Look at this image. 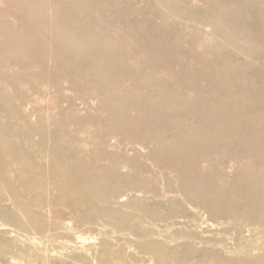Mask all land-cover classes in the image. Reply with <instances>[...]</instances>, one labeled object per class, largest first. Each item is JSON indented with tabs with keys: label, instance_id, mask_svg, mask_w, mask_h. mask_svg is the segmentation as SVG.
Listing matches in <instances>:
<instances>
[{
	"label": "bare ground",
	"instance_id": "bare-ground-1",
	"mask_svg": "<svg viewBox=\"0 0 264 264\" xmlns=\"http://www.w3.org/2000/svg\"><path fill=\"white\" fill-rule=\"evenodd\" d=\"M17 1L0 7V108L10 107L0 109V226L8 225L0 232L7 240L0 241V257L8 258L16 243L9 232L25 236L32 228L75 248L68 253L77 264H264V10L256 0H213L214 12L203 13L186 0H157L150 9L168 18L142 17L135 27L124 20L113 39L106 22L82 19L92 0ZM46 6L48 26L37 22ZM176 18L210 23L226 52L218 54L217 43L207 56L196 54L197 35L187 40ZM47 27L52 34L43 38ZM235 36L254 41L248 50L263 59L232 62L228 42ZM125 50L133 53L134 68L122 60ZM59 68L51 83L62 89L61 80L78 79L81 88L70 89L86 117L67 100L69 117L48 118L55 132L22 127L26 100L16 98ZM89 143L87 157H79ZM64 144L71 151L60 152ZM42 155L50 162L42 163ZM231 160L235 167L224 174L219 164ZM128 192L133 195L122 201ZM92 221L100 229L88 231L97 239L86 245L90 239L77 227Z\"/></svg>",
	"mask_w": 264,
	"mask_h": 264
},
{
	"label": "rangeland",
	"instance_id": "rangeland-1",
	"mask_svg": "<svg viewBox=\"0 0 264 264\" xmlns=\"http://www.w3.org/2000/svg\"><path fill=\"white\" fill-rule=\"evenodd\" d=\"M60 1H62V2L71 1L72 2L74 0H60ZM104 1H107V3L108 2L111 3V4L108 3L109 5H108V7L105 10L102 9V7H101V5H103L102 3ZM104 1H102V0H92V2L90 4V7H91L90 11H87V14H84L82 16V19L84 20V22H86L88 24H91V23L93 24L95 22V20H97L100 23H105L106 22L105 26L106 27L108 26V27L111 28V30L108 31L106 36H107V38H111V39L117 37L116 36L118 34L117 28H119V24H122L121 22L124 21V20L127 21V22L126 21H124V22H126L129 27L130 26L135 27L136 24L138 23V20L142 19V17L150 18V19H154L155 18V20H159L160 17H162V18H168L169 17L168 13L167 12H163L161 9H159L158 12L156 10L150 9L151 5H157V3H158L157 0H136V1H134V0H129V1L125 0L124 1V0H122V3H121V0L120 1L118 0L120 2L121 6H122V10L124 9L123 12H121V14H116L115 13L118 9H121V6L118 4L119 3L118 1H116V0H104ZM17 2H18L17 0H0V7L1 6H5V5L9 6V4L11 6H15L17 4ZM186 2H187V4L189 3L190 7L194 8L195 10L197 9L196 11L197 12L199 11L198 13H203V12H205L207 10L210 11V12H214V9H215V3H214L213 0H186ZM255 4L259 7V9L264 10V0H256ZM57 7H56V9L59 10ZM157 9H158V7H157ZM127 10H128V12H127ZM130 10H132V11H130ZM50 11H52V8H49V6H46V13L48 12L46 14V17H43V18L41 17L38 20L36 19L37 22H39V20L41 21V23H42V21H43V23L44 22L46 23V21L49 22L50 20H48V19H51L50 17H52L50 15V13H49ZM147 11L149 12V16L147 14L148 13ZM145 12H147V13H145ZM155 13H157V14H155ZM151 17H153V18H151ZM57 18L58 17L56 16V20H57ZM43 19H45V20H43ZM176 19L179 20V21L182 20L180 23H183L182 29H183L184 33L186 34L185 38L187 40H189L191 38L190 37L191 34L192 35H197L196 36V41L193 44V47H191L196 54H204V55L207 56L209 54L206 51V50H208L207 47L210 48L212 45L217 44V43H218V54H219L220 50H222V52H226L224 49L221 48L222 46L219 45V44H221L220 35L215 33L214 28L207 21H205V20L204 21L203 20H198V21L187 20V21H185V20H183L181 18H179V19L176 18ZM56 20H55V22H56ZM48 22H47V24H49ZM130 22L133 25H130L131 24ZM45 23L43 25H47ZM41 34H42L43 38L49 37L52 34V30L50 29V27L44 28V30H42ZM130 35H133V33L130 34ZM254 45H255V42L250 40V39H247V37H246V39L239 38V41H237V37L235 36L233 42H228V49L232 53L231 61L235 62L237 59H239V61H241L242 63H254V62L258 63V62H260L263 59L261 57L262 55L260 53L252 55V54H250V52L248 50L249 48L253 47ZM130 52L131 51H129V50L123 51L121 57H122V60L127 64V68H134V61L132 60V57H131V55L133 53L132 52L130 53ZM248 60H250L252 62H250V61L248 62ZM253 60H256V61H253ZM239 61H236L235 63H239ZM241 62H240V64H241ZM45 65L48 66L51 69L52 68L51 60L47 59L46 62H45ZM177 69H179V68H177ZM56 70H58V71L60 70L61 71L63 69L59 68V69L50 70L52 73H54V75L53 74L51 75V73L49 75H45L41 81H36L38 84H36V82H31L29 84L30 88L28 87V89L27 88L24 89V91L27 89V92L29 91V93L24 92V96L23 97H17L16 98L17 99V102H16L17 104L22 103V101L24 100L23 98H25V100H26L25 101L26 103H24V106H23L24 110L22 109V114L20 115V119L18 120V122H20L22 124V127L27 125L26 128L29 129L31 126H37V127H41L42 131L51 132L53 130L55 132L56 131V124H54L51 121H49L48 118L49 117L50 118L55 117V118H58V120H59L61 118L62 119H66L65 117H69L67 115V110H66V107L68 105L65 106L66 103H67V100L71 101V104H69V106H73L74 105V107H76V108L80 107L81 110L80 109L78 110V109L74 108L76 110L75 113H77L76 115H78L80 117H86V113H85V110H84L85 109L84 108L85 105L83 104V102L79 98L76 97V92L74 94L73 90H71V89L75 88L74 86H76L78 90L81 88V85L79 86V80L78 79H71V80L69 79L67 81L61 80L62 89L56 88V83L52 84L53 82H55L58 79L57 76L60 74V72H56ZM236 72H238V71L236 70ZM47 83H49V84H47ZM72 85H74V86H72ZM88 87L90 88V86H88ZM29 89H31L32 92H30L31 90H29ZM37 89L39 90V92L36 91ZM34 91L36 93H33ZM95 95H96L95 93H92L90 95V97L88 98L90 103H93L94 105L96 104L95 103L96 101H95V98H94ZM68 96L70 97V99H67ZM39 97H41V98L39 99ZM43 97H45V98L43 99ZM21 98H22V100H21ZM52 98H53V100H52ZM16 99L14 98V101H16ZM43 100H44V102H43ZM54 101L55 102L57 101V104ZM53 104H54V106H53ZM81 107L84 108V109L82 110ZM8 108H10V107H7L6 105H3L2 108H0V109H1V111H6V110H8ZM77 110H78V112H77ZM80 111H82V112H80ZM92 111L94 113L95 112L97 113V111L95 109V106L92 109ZM129 113L130 114H134L135 111L134 110H130ZM1 117H4V116H1ZM70 125H72V126H70ZM76 125L77 124H75V126ZM65 126H66V128L68 130H72L74 124H70L69 122L62 123L61 127H65ZM78 126L81 127L82 125L81 126L78 125ZM74 128H77V127H74ZM83 132H85L84 134H87V133L89 134V131L84 130ZM38 139H39V136L37 135L36 136V140H38ZM65 139H68V138L65 137ZM66 142H68V140ZM44 143H46V141ZM49 144H50V142L48 141V145ZM85 145H87V144H82V146H81V151L82 152H78V156L81 157V158L87 157V152L89 150L91 151V147L90 146H92V145H90V143L87 146H85ZM71 147L73 148V146H71ZM63 151H65V152L71 151L70 146L64 144L63 147L60 149V152H63ZM40 160L44 164H47L48 162H50L49 159L45 155H42L40 157ZM231 163H233V164H231ZM235 164H236L235 161L233 162V160H231V162H229V163L228 162L227 163L224 162V164H219V166L221 168V171H223L224 174L226 173V171H227V174H230L229 172H232V170L235 167ZM221 166H224V167L222 168ZM127 194H128V196H125V199H122V201H126L127 198H129L131 195H133L132 192H130V193L128 192ZM136 195H138L139 197L140 196H143V197L146 196L147 197L150 194L146 193V192H143V191H138L136 193ZM22 196H23L24 199H28V198H30L31 195L23 192ZM51 196H52L51 192H49L48 194H46V192H44V198L46 197V200L50 199ZM5 201H6L5 202L6 205L10 204V202L7 200V197H6ZM54 209H56V211H57V207H53L52 210L50 211L51 212L50 214H52V211ZM16 214L18 215V217H20V219L22 221L23 220H24V222L26 221V218L21 215V211L19 209H17ZM64 217H68V215L64 214ZM48 219H50V217H48ZM67 221H69V223H68L69 225H72V224L74 225V223H75V222H72L71 220H67ZM2 223L4 224V222H2ZM48 223H50V221H48ZM3 224H2V226H0V232L6 231V229L8 230V225L5 223L6 227H3L4 226ZM98 227H99V221H92V223L90 225H88V227H85L83 225H82V228H81V226L77 227L78 228L77 232H78V234H81V237L83 236L82 237L83 239H85V240L87 239L86 241H88L89 239L91 240V241L89 240V242H87L86 245L88 243H90V242L93 243V241H96L97 238H95V237L97 236V234H95V233H98V231L100 229ZM80 228H81V230H80ZM86 228H88L87 231H86ZM29 229H30V231L32 233L29 232L28 235H25V236L23 235L24 237L22 235H20L19 233H17L16 231L15 232L11 231L12 233L9 232V234H11V235H9V234L8 235L11 238L13 237L14 240H16V243H14L15 246L13 245L14 248H13V246L10 247L11 249H10V253L7 256L8 258L2 259L0 257V264H75V262H76V264L78 263L76 260L74 261V260H70L69 259V253H68L69 251L68 250L70 249L71 251H73V250H75V248L73 249V248H69L67 246H66V248H64V247L62 248V246L56 240H54V242H53V239L51 240L50 238H47L45 236L42 239L40 236H38L35 233L36 232V231H34L35 229L34 230L32 228H29ZM82 229L84 230L83 234H82ZM89 229H92V230H89ZM88 231H90V232L93 231L95 233L93 234V232L90 233ZM30 233H31V235H30ZM15 236L17 237V239H16ZM33 237H36L37 239L33 238ZM94 238H95V240H94ZM0 241L6 242L7 240H2L1 239ZM38 241H40L41 243H39ZM47 241H48V244H47ZM42 242H44V243L42 244ZM7 243H9V242H7ZM49 243H51V245ZM18 244H20V245H18ZM36 245H37L38 248L36 247ZM39 246H41L42 249L39 248ZM52 246H53L54 252H53V249L51 248ZM20 249H22V251H21L22 253L26 252V253H24L25 255L22 254L23 256H26V258L22 257V255L21 256L18 255V252L20 251ZM31 249H34V252L38 251L37 252L38 254L35 252V254H37L36 255L37 257L34 256L35 254L32 255V251L33 250H31ZM64 249L65 250L67 249V251H63ZM92 249L94 250V248H92ZM29 250H31V252H29ZM50 251L52 253H50ZM12 252H15V253H12ZM21 252H20V254H21ZM27 252H29V253H27ZM39 252H41V253H39ZM28 254H31V255L28 256ZM32 256H34L35 258L32 257ZM37 259H38V261H37ZM45 262H47V263H45Z\"/></svg>",
	"mask_w": 264,
	"mask_h": 264
}]
</instances>
